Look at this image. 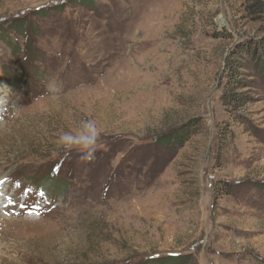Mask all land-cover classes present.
Here are the masks:
<instances>
[{
	"label": "rangeland",
	"instance_id": "1",
	"mask_svg": "<svg viewBox=\"0 0 264 264\" xmlns=\"http://www.w3.org/2000/svg\"><path fill=\"white\" fill-rule=\"evenodd\" d=\"M0 194V264H264V0H0Z\"/></svg>",
	"mask_w": 264,
	"mask_h": 264
},
{
	"label": "clouds",
	"instance_id": "2",
	"mask_svg": "<svg viewBox=\"0 0 264 264\" xmlns=\"http://www.w3.org/2000/svg\"><path fill=\"white\" fill-rule=\"evenodd\" d=\"M59 87V85L54 86V90L59 91ZM98 137L99 132L95 122L84 120L80 122L75 132H62L59 135L58 144L68 151L75 149L83 154V159L91 160L94 158ZM8 258L16 260L19 264L17 257L9 256Z\"/></svg>",
	"mask_w": 264,
	"mask_h": 264
},
{
	"label": "trees",
	"instance_id": "3",
	"mask_svg": "<svg viewBox=\"0 0 264 264\" xmlns=\"http://www.w3.org/2000/svg\"><path fill=\"white\" fill-rule=\"evenodd\" d=\"M22 27H14L13 31L14 32H18L21 30ZM26 42L28 41V36H26ZM27 47V46H26ZM230 93L227 94V96L223 97V101L224 104H230L233 100V94H232V90H228ZM236 101V100H235ZM166 141L165 142V146H167V148L171 147V148H179L182 146L181 144V138L180 137H171V138H165ZM153 262H158L159 264H187L188 263V259L187 257H183V256H166V257H160L157 259H152Z\"/></svg>",
	"mask_w": 264,
	"mask_h": 264
},
{
	"label": "bare ground",
	"instance_id": "4",
	"mask_svg": "<svg viewBox=\"0 0 264 264\" xmlns=\"http://www.w3.org/2000/svg\"><path fill=\"white\" fill-rule=\"evenodd\" d=\"M4 192V191H3ZM3 201V200H5V194H3V196L1 197V194H0V201ZM2 203V202H1ZM0 210H2V209H0Z\"/></svg>",
	"mask_w": 264,
	"mask_h": 264
},
{
	"label": "snow or ice",
	"instance_id": "5",
	"mask_svg": "<svg viewBox=\"0 0 264 264\" xmlns=\"http://www.w3.org/2000/svg\"><path fill=\"white\" fill-rule=\"evenodd\" d=\"M29 215H32V213H29Z\"/></svg>",
	"mask_w": 264,
	"mask_h": 264
}]
</instances>
